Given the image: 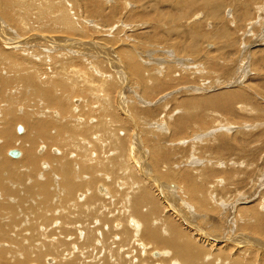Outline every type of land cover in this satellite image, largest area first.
I'll return each instance as SVG.
<instances>
[{
	"label": "rangeland",
	"instance_id": "374dc122",
	"mask_svg": "<svg viewBox=\"0 0 264 264\" xmlns=\"http://www.w3.org/2000/svg\"><path fill=\"white\" fill-rule=\"evenodd\" d=\"M118 1L0 0V131L3 133V135L0 133V171L2 172H0V264H32L35 260H32L33 257L31 260L25 258V249H44L45 246L54 247L53 245L61 252L58 255L60 257L72 254L71 258H74H70L72 261H65L66 264H73L76 258L78 264L111 262L113 264L115 256L112 257L108 253L110 248L114 247L111 244L114 236L110 235L111 239L108 240L106 237L108 231L118 229L120 224H124L130 230L136 227V223L128 220L124 223L119 218L108 227V223L99 224L100 216L121 217L120 211L126 205V199L121 196L132 195L131 191L135 186L132 185V181H140L144 174V176L148 175V179L144 178L149 181L151 177L152 180L157 178L156 184L166 183L169 185L168 188L172 185L171 189L184 199L181 200L183 205L179 207L183 214L185 213L183 209L187 206L184 202L189 205L191 202L192 210L197 211L199 217L203 216L193 225L186 219L187 212L181 215L183 219L174 214L177 222H180L176 225L178 224V227L181 225V229L185 228L184 232L187 235H199V238L207 240V243L210 237H213L209 243L216 245L220 242L216 238L221 234L217 230L224 229L225 231L221 230V232L227 238L231 236L233 239L236 233L230 225L236 222L243 230L242 232L239 230L237 234L240 236L246 234L244 237L250 236L249 238L253 240L251 245L255 247L252 250V258L256 260V264H263L264 249L259 244L264 245V239L256 233L255 228H259L258 222L264 220V0H216L215 5H208V0H193L195 2L193 4L184 0ZM216 7L217 14L214 12ZM73 8L77 14L74 13ZM185 9L187 13L184 12ZM16 36L19 40L15 38ZM6 41L12 43H8V46L4 45ZM71 43L74 47L67 46ZM181 44L185 45V48H181ZM18 46L23 47L25 52L15 49ZM103 50H108L109 53H104ZM136 69L143 70L140 80L133 73ZM99 81L101 84L98 83ZM102 84L107 85L101 87ZM224 98H231L232 107H223ZM42 109L45 111L43 112ZM17 119L22 121L25 119L28 122L14 123ZM29 123L36 125L44 123L47 129L38 128L37 131L28 127L29 129L25 128L28 130H24L23 135L16 132L17 126L27 127ZM107 125L108 127L105 128ZM9 126H13L12 132L7 135L5 131ZM58 128L63 129L64 132L63 130L59 132ZM43 131L45 133H42ZM28 137L34 140L32 154L36 159V165L29 164L24 158L29 146L24 145L23 142ZM7 139L12 143L10 148H6ZM102 148L105 150L103 151ZM10 150H19L22 154L21 159L19 158L18 161L10 157L8 155ZM59 150L63 151L62 155ZM141 151L142 154L144 151L145 153L142 155ZM98 155L101 161L96 158ZM160 155L165 158L160 160L158 158ZM63 156H65L64 160ZM107 156L110 158L108 159ZM117 161L122 170L113 174L108 170L114 169L113 165ZM125 161H128L127 164ZM129 161L132 163L130 164ZM162 161L164 167L169 165L164 168ZM157 162H160L161 166ZM150 163L155 165L152 167ZM191 163L198 166L192 167ZM157 165L161 167L159 170ZM155 168L159 174V176L156 174L157 177ZM193 168H195L192 175L193 182L198 190L196 195L202 190L203 193L207 191L204 194L207 195L206 198L202 199L199 195L196 198L195 194L186 193L185 187L178 179L185 171ZM1 169H4V173ZM66 169L71 174L65 175ZM89 169H95L96 177L94 174L90 176L85 171ZM151 169L154 171L151 172ZM164 169H167L168 176L163 172ZM160 173L167 176L164 181L160 177L163 174ZM187 173L191 175V171ZM130 176H134L132 181H129ZM174 176L177 178L175 179ZM216 177L224 181L219 183V187L215 185ZM158 178L161 180L158 181ZM70 181L85 185L82 190L76 192L75 196L67 198L68 193L64 190H67L66 186ZM198 182L200 188L204 184L203 188H199ZM89 183L91 187L88 186ZM98 184L109 188L107 196H100L97 193ZM210 185H214L213 188ZM147 188L160 198L157 200L160 210L159 213H155L156 219H167L168 211L170 209L175 211V208L172 209L174 206L170 204V207L167 206L168 202L164 201L165 195L160 193L156 186L154 188L151 185ZM88 190L100 199L97 202L99 207L95 208L100 211V216H95V221L90 219L91 221L86 222L92 234L86 244L87 248L81 252L78 249L80 241L84 238L85 230L82 226L85 225L73 223L67 226L61 219L64 214L71 215L69 216L71 218L79 215L78 208H74L83 203L82 201L89 195ZM89 199L90 196L86 201ZM174 199L178 201L179 198ZM201 201H204V206H200ZM213 201L225 203V207L233 204L234 210L224 206L214 208ZM49 204H52V209H56L53 214L50 213ZM173 204L176 206L175 203ZM250 210L256 214L251 216V224H244L243 218L249 219L245 216L249 214L246 212L252 215ZM39 214L43 217L40 221L37 219ZM211 217L214 219L212 220ZM253 219L254 221L256 219L257 224ZM32 223L34 225L31 226ZM35 224L39 225L35 226ZM198 226L207 231L209 237L207 234H196V230L200 229H197ZM95 228L97 230L93 231ZM262 229H264V221ZM61 234L63 237L60 236ZM240 240L243 241V238L241 237ZM90 243L92 246L88 248ZM128 243L131 245L130 240ZM128 243L125 244L127 249L118 244L117 247L122 248H116V251L118 250L116 253L123 259L126 256L124 260L127 262L137 260L139 256L141 258L140 254L148 253L143 259L144 263L160 264L153 263L164 256L160 249L151 250L149 246L141 243L131 246ZM82 245L85 247V244ZM33 253L35 252L31 251L30 254ZM111 253L114 254V250ZM234 253L233 256H236ZM55 257L57 256L48 254L41 259L43 262H39L62 263L63 259ZM167 261L168 259L162 264H167ZM36 262L34 264L38 263Z\"/></svg>",
	"mask_w": 264,
	"mask_h": 264
},
{
	"label": "bare ground",
	"instance_id": "6f19581e",
	"mask_svg": "<svg viewBox=\"0 0 264 264\" xmlns=\"http://www.w3.org/2000/svg\"><path fill=\"white\" fill-rule=\"evenodd\" d=\"M43 1H45V0H43ZM75 1V0H74ZM96 1H98V0H96ZM120 1V0H119ZM118 1V2H119ZM123 1V0H122ZM144 1V0H143ZM184 1H186V3H188L189 1H191V3L193 4V3H195V2H193V0H184ZM197 1H199V0H197ZM68 2V1H67ZM66 2V3H67ZM121 2V1H120ZM55 3V2H54ZM122 4V3H121ZM176 4V3H175ZM198 4V3H197ZM212 4H216V0H208V5H212ZM179 5V4H178ZM96 6V5H95ZM117 6V5H116ZM88 7H89V5H88ZM100 7H101V5H100ZM99 7V8H100ZM124 7V6H123ZM86 8V7H85ZM81 9V8H80ZM91 9V8H90ZM101 9V8H100ZM103 9V8H102ZM73 10H74V8H73ZM87 10V9H86ZM92 10V9H91ZM96 10V9H95ZM94 10V11H95ZM178 10V9H177ZM97 11V10H96ZM100 11V10H99ZM120 11V10H119ZM124 11V10H123ZM89 12H90V10H89ZM104 12V11H103ZM185 13H187V11H186V9H185V11H184ZM216 14H217V7H216V10L214 11ZM74 13H76L75 12V10H74ZM87 13V12H86ZM96 13V12H95ZM117 13V12H116ZM120 13V12H119ZM185 13H184V15H185ZM77 14V13H76ZM118 14V13H117ZM181 14H182V12H181ZM92 15V14H91ZM89 16H90V14H89ZM174 16V15H173ZM108 18V17H107ZM63 19V18H62ZM171 20V19H170ZM173 20V19H172ZM65 21V20H64ZM174 21V20H173ZM71 23V22H70ZM3 24V23H2ZM175 24H176V22H175ZM74 25V24H73ZM188 25V24H187ZM10 26V25H9ZM71 26V25H70ZM111 26V25H110ZM122 26V25H121ZM3 27V26H2ZM125 30V29H124ZM194 30V29H193ZM195 30H197V29H195ZM199 30V29H198ZM5 31H7V30H5ZM64 31H65V29H64ZM66 32V31H65ZM16 33V32H15ZM15 35V34H14ZM226 34H223V36H225ZM10 36V35H9ZM18 36H16L15 38H17ZM51 38V37H50ZM18 39V38H17ZM19 40V39H18ZM2 41V40H1ZM44 42V41H43ZM8 43H12V42H9V41H6L5 43H4V45H7L8 46ZM49 45H51V46H56L57 44H49ZM74 44H67V46H70V47H74L73 46ZM104 45V44H103ZM182 45V44H181ZM180 45V46H181ZM97 46V45H96ZM107 46V45H106ZM16 47V46H15ZM63 47H66L65 45H63ZM63 47H61V49L63 48ZM94 47V46H93ZM5 48H7V47H5ZM10 48V47H9ZM8 48V49H9ZM102 48H104L105 49V47L104 46H102ZM178 48V47H177ZM181 48H185V45H182V47ZM180 48V49H181ZM15 49H19L20 51L22 50L23 52H25V49H23V47L21 48V47H17V48H15ZM179 49V50H180ZM9 50H14L13 48H11V49H9ZM186 50V49H185ZM8 51V50H7ZM19 51V52H20ZM36 51V50H35ZM10 52V51H9ZM54 52V51H53ZM69 52V51H68ZM103 52L105 53V52H108L109 53V51L108 50H103ZM12 53V52H11ZM10 53V54H11ZM20 53H22V52H20ZM19 53V54H20ZM181 53V52H180ZM56 54V53H55ZM122 54V53H121ZM22 55V54H21ZM24 55V54H23ZM109 55V54H108ZM111 55V54H110ZM129 55H130V53H129ZM104 56V55H103ZM123 56H124V53H123ZM126 56V55H125ZM131 56V55H130ZM30 57H32V56H30ZM129 58V57H128ZM113 60V59H112ZM47 61V60H46ZM126 61H127V59H126ZM263 61V60H262ZM113 62V61H112ZM264 62V61H263ZM44 63V62H43ZM114 63V62H113ZM190 63V62H189ZM188 63V64H189ZM136 64V63H135ZM186 64V63H185ZM197 64V63H196ZM195 64V65H196ZM194 65V64H193ZM189 66V65H188ZM184 67V66H183ZM186 67V66H185ZM199 67V66H198ZM190 68V67H189ZM192 68V67H191ZM195 68V67H194ZM201 68V67H200ZM135 69V68H134ZM196 69V68H195ZM194 70V69H193ZM198 70V69H197ZM190 71H191V69H190ZM189 72V71H188ZM98 73V72H97ZM134 73V75H136V76H138L139 78H138V80H140V79H142V75H143V70H138L137 71V69H136V71L135 72H133ZM141 73V74H140ZM187 73V72H186ZM195 71H194V75H195ZM46 74V73H45ZM170 74H171V72H170ZM182 74V73H181ZM189 74V73H188ZM199 74V73H198ZM32 75H33V73H32ZM34 76V75H33ZM97 76V75H96ZM106 76V75H105ZM104 77V76H103ZM168 77H170V76H168ZM174 78V77H173ZM31 79V78H30ZM106 79H108V78H106ZM137 79V78H136ZM185 79V78H184ZM110 80V79H109ZM112 80V79H111ZM105 83H106V81H104ZM98 83H100V81L98 82ZM109 83V82H108ZM169 83V82H168ZM187 83V82H186ZM61 84V83H60ZM101 84V83H100ZM111 84V83H110ZM161 84V83H160ZM160 84H158V87L160 88L161 86H159ZM105 85H107V84H105ZM105 85L104 84H102V86L101 87H105ZM62 86V85H61ZM64 86V85H63ZM109 86V85H108ZM112 86V85H111ZM146 86H148V85H146ZM154 86H156V84L154 85ZM57 87V86H56ZM96 87V86H95ZM144 87V86H143ZM158 87H157V89H158ZM64 88V87H63ZM100 88V87H99ZM147 88V87H146ZM190 89V87H187V89ZM144 89V88H143ZM148 89V88H147ZM185 89V88H184ZM44 90V89H43ZM46 90H47V88H46ZM85 90H87V89H85ZM146 90V89H145ZM45 91V90H44ZM152 91H155V90H152ZM196 91V90H195ZM54 92V91H53ZM52 92V93H53ZM57 92V91H56ZM150 92V91H149ZM176 92V91H175ZM234 92V91H233ZM196 93V92H195ZM236 93V92H235ZM238 93V92H237ZM47 94V93H46ZM55 94H57V93H55ZM92 95H94V94H92ZM140 95V94H139ZM246 96V95H245ZM229 97V96H228ZM231 97V96H230ZM234 97V96H233ZM238 97V96H237ZM243 97V99L245 98L244 96H242ZM241 96H240V98H242ZM49 98V97H48ZM215 99V98H214ZM225 99V98H224ZM231 99V98H230ZM230 99L228 98V99H225L224 101H223V103H224V106L223 107H225V106H227L228 108H230V107H232V104L231 103H233V101H230ZM71 100V99H70ZM78 100V99H77ZM219 100V99H218ZM240 100V99H239ZM202 101V100H201ZM94 102V101H93ZM188 102V101H187ZM219 102V101H218ZM222 102V101H221ZM51 103V102H50ZM201 103H204V102H201ZM207 103V102H206ZM206 103H205V105H206ZM223 103H222V105H223ZM48 104V103H47ZM52 104V103H51ZM54 104V103H53ZM125 105V104H124ZM191 105V104H190ZM192 105H194V104H192ZM214 105V104H213ZM221 105V106H222ZM129 106V105H128ZM199 106V105H198ZM212 106V105H211ZM216 106H218V105H216ZM219 106H220V104H219ZM53 107V106H52ZM194 107V106H193ZM203 107V106H202ZM213 107V106H212ZM209 108H211V107H209ZM214 108H215V106H214ZM219 108V107H218ZM226 108V107H225ZM48 109V108H47ZM60 110H62V109H60ZM217 110V109H216ZM42 111H43V109H42ZM45 111V110H44ZM43 111V112H44ZM127 111V110H126ZM227 111V110H226ZM105 112V111H104ZM124 112V111H123ZM122 112V113H123ZM55 113V112H54ZM84 113V112H83ZM25 116V115H24ZM126 116H128V115H126ZM84 117H86V115L84 116ZM105 117V116H104ZM110 117V116H109ZM7 118V117H6ZM88 119V118H87ZM108 119V118H107ZM9 120V119H8ZM188 120H189V118H188ZM12 121V120H11ZM23 121H25V122H28L27 120H23ZM22 120H14V123H21V122H23ZM37 121V120H36ZM71 121V120H70ZM191 121V120H190ZM43 122V121H42ZM64 122H65V120H64ZM47 123V122H46ZM60 123H61V121H60ZM7 124V123H6ZM9 124V123H8ZM30 124V123H29ZM51 124V123H50ZM111 124V123H110ZM10 125V124H9ZM52 125V124H51ZM64 125V124H63ZM4 126H6V125H4ZM27 127H24L23 128V133L25 132L24 130H28L29 128L31 129V128H33L34 130H37V131H39L38 130V128L39 129H41V130H43V128L44 127H46V125L44 124V123H41V124H39V123H37V125L36 124H30L29 126L28 125H26ZM47 126H48V123H47ZM61 126V125H60ZM11 127H13V126H11ZM11 127L9 126L7 129H6V131H5V134H10V132H12L11 131ZM18 127L19 126H17V128H16V132H18L17 131V129H18ZM29 127V128H28ZM58 127H59V125H58ZM106 127H108V125L107 126H105V128ZM15 128V127H14ZM25 128H28V129H25ZM50 128V127H49ZM64 128V127H63ZM66 128V127H65ZM70 128V127H69ZM100 128V127H99ZM13 129V128H12ZM47 129V127L45 128V130ZM59 129V132L61 131V130H63V129H60V128H58ZM67 129V128H66ZM98 129V128H97ZM114 129H116V128H114ZM2 131H3V129H1ZM15 130V129H14ZM44 130V131H45ZM51 130H53V129H51ZM70 130V129H69ZM109 130V129H108ZM138 130V129H137ZM179 130H180V128H179ZM42 132V133H45V132ZM49 131V130H48ZM68 131V130H67ZM110 131V130H109ZM116 131V130H115ZM114 131V132H115ZM28 132V131H27ZM30 132V131H29ZM28 132V133H29ZM63 132H64V130H63ZM0 133H1V131H0ZM23 133H19L18 132V134L19 135H23ZM32 133V132H31ZM40 133V132H39ZM48 133V132H47ZM52 133H54V132H52ZM109 133V132H108ZM113 133V132H112ZM2 135H3V133H1ZM15 135V134H14ZM28 135V134H27ZM35 135V134H34ZM37 135V134H36ZM51 135V134H50ZM64 135V134H63ZM62 135V136H63ZM104 135V134H103ZM59 136V135H58ZM68 136H69V134H68ZM67 136V138H69ZM71 136V135H70ZM111 136V135H110ZM109 136V137H110ZM115 136H117V135H115ZM14 137V136H13ZM23 137V136H22ZM26 137V136H25ZM60 137V136H59ZM73 137V136H72ZM19 138V137H18ZM63 138V137H62ZM113 138V137H112ZM111 138V139H112ZM4 139V138H3ZM37 139V138H36ZM43 139V138H42ZM52 139V138H51ZM61 139V138H60ZM59 139V140H60ZM110 139V138H109ZM145 139H147L146 137H145ZM150 139V138H149ZM15 140V139H14ZM23 140V139H22ZM62 140V139H61ZM60 140V141H61ZM138 140V139H137ZM59 141V142H60ZM112 141V140H111ZM130 141V140H129ZM150 141H151V139H150ZM53 142V141H52ZM71 142V141H70ZM139 142V141H138ZM152 142V141H151ZM4 143V142H3ZM64 143H66V142H64ZM222 143V142H221ZM23 144L24 145H28L29 146V150L28 151H26V153H25V155H24V158H26V160L28 161V163L29 164H31V165H36V159L34 158V155L32 154L33 153V148H34V140L32 139V138H29L28 137V139L26 140L25 139V141L23 142ZM101 144V143H100ZM127 144V143H126ZM129 144V143H128ZM131 144V143H130ZM223 144V143H222ZM4 145V144H3ZM6 148H10V147H12V143H11V141L9 140V139H7L6 140ZM48 145H49V143H48ZM115 146H117L116 144H114ZM125 145V144H124ZM123 145V146H124ZM156 145V144H155ZM226 145V144H225ZM224 145V146H225ZM13 146H14V144H13ZM131 146V145H130ZM133 146H134V144H133ZM132 146V147H133ZM227 146V145H226ZM229 146V145H228ZM1 147V146H0ZM101 147H103V146H101ZM109 147V146H108ZM137 147V146H136ZM141 147V146H140ZM139 147V148H140ZM47 148V147H46ZM50 148V147H49ZM48 149V148H47ZM129 149V148H128ZM134 149H136V148H134ZM102 150L104 151L105 149H103L102 148ZM120 150V149H119ZM140 150H141V148H140ZM142 150H144V149H142ZM156 150V149H155ZM154 150V151H155ZM11 151V150H10ZM10 151H8V155H9V152ZM53 151V150H52ZM60 151V150H59ZM122 151V150H121ZM152 151V150H151ZM150 151V152H151ZM235 151V150H234ZM20 152V151H19ZM50 152V151H49ZM62 152L63 151H60V155H62ZM113 152V151H112ZM124 152V151H123ZM153 152V151H152ZM151 152V153H152ZM157 152V151H156ZM228 152V151H227ZM232 152H233V150H232ZM1 153V152H0ZM56 153V152H55ZM87 153V152H86ZM136 153V152H135ZM144 153H145V151H144ZM143 153V154H144ZM154 153V152H153ZM166 153V152H165ZM51 154V153H50ZM54 154V153H53ZM120 153L118 152V155H119ZM127 154H128V151H127ZM137 154V153H136ZM140 154H142V151H141V153ZM142 154V155H143ZM163 154V153H162ZM21 152H20V156L18 157V158H13L12 156H10V157H12L13 159H19L20 157H21ZM55 155V154H54ZM117 155V156H118ZM46 156V155H45ZM56 156H58V155H56ZM70 156V155H69ZM120 156V155H119ZM126 156V155H125ZM141 156V155H140ZM156 156V155H155ZM62 157V156H61ZM99 157V155L96 157V158H98ZM101 157V156H100ZM114 158H115V156H113ZM127 157V156H126ZM133 157V156H132ZM164 157V156H163ZM163 157L160 155V156H158V158L161 160H163ZM168 157H169V155H168ZM0 158H1V156H0ZM38 158V157H37ZM64 158H65V156H63V160H64ZM72 158V157H71ZM95 158V159H96ZM107 158H108V156H107ZM110 158V157H109ZM108 158V159H109ZM113 158V159H114ZM135 158V157H134ZM137 158V157H136ZM146 158V157H145ZM165 158V157H164ZM21 159V158H20ZM50 159V158H49ZM48 159V160H49ZM99 159V158H98ZM97 159V160H98ZM128 159H129V157H128ZM139 159V158H138ZM147 159V158H146ZM157 159V158H156ZM159 159H157V160H159ZM25 160V159H24ZM45 160V159H44ZM52 160V159H51ZM76 160V159H75ZM96 160V161H97ZM100 160V159H99ZM107 160V159H106ZM111 160V159H110ZM121 160V159H120ZM124 160H125V158H124ZM129 160H131V161H133L132 160V158L131 159H129ZM142 160H144V158L142 159ZM141 160V161H142ZM19 161V160H18ZM21 161V160H20ZM47 161V160H46ZM91 161H92V159H91ZM101 161V160H100ZM115 161H116V159H115ZM119 161V160H118ZM118 161L116 162V163H114V165H113V167H114V169H112V170H108V171H111V173H113V172H117V171H119L120 169L122 170V167L120 166V165H118ZM139 161V160H138ZM156 161V160H155ZM165 161V160H164ZM170 161H173V160H170ZM53 162V161H52ZM98 162V161H97ZM126 162H128V161H125V163ZM134 162V161H133ZM167 162V161H166ZM26 163V162H25ZM101 163V162H100ZM108 163V162H107ZM112 163V162H111ZM110 163V164H111ZM124 163V164H125ZM129 163H130V161H129ZM132 163V162H131ZM130 163V164H131ZM158 164L160 163V162H157ZM162 163V166H163V161L161 162ZM167 163H169V161L167 162ZM183 163V162H182ZM81 164H82V162H81ZM87 164V163H86ZM127 164V163H126ZM129 164V165H130ZM135 164V163H134ZM151 165H152V167L155 165V164H152V163H150ZM90 165H92V164H90ZM137 165V164H136ZM135 165V166H136ZM149 165V164H148ZM160 165V164H159ZM169 164H167L166 165V167L168 166ZM192 167L193 166H198V165H196V164H194V163H191L190 164ZM208 165H209V163H208ZM212 165V164H211ZM217 165V164H216ZM216 165H214V166H216ZM222 165V164H221ZM220 165V166H221ZM225 165V164H224ZM89 166V165H88ZM110 166V165H109ZM111 166H112V164H111ZM126 166H128V165H126ZM141 166H143V165H141ZM161 166V165H160ZM182 166V165H181ZM186 166H188V165H186ZM191 166H189V167H191ZM232 166V165H231ZM6 167V166H5ZM4 167V168H5ZM8 167V166H7ZM9 167H11V166H9ZM19 167H20V165H19ZM62 167V166H61ZM61 167L59 168V169H61ZM94 167V166H93ZM92 167V168H93ZM99 167V166H98ZM130 167H131V165H130ZM151 167V166H150ZM158 169L157 170H159V168H161V167H158V165L156 166ZM164 167V166H163ZM166 167H164V168H166ZM217 167V166H216ZM219 167V166H218ZM223 167V166H222ZM12 168V167H11ZM96 168V167H95ZM124 168V167H123ZM125 168H129V167H125ZM133 168V167H132ZM141 168V167H140ZM144 168V167H143ZM204 168V167H203ZM228 168V167H227ZM21 169V168H20ZM82 169V168H81ZM102 169V168H101ZM131 169V168H130ZM134 169H135V167H134ZM142 169V168H141ZM145 169V168H144ZM147 169H148V167H147ZM195 168H193V169H188V171H191V175L189 174V173H187L186 171L182 174V175H180V178H178V179H180V183H182L183 185L182 186H184L185 187V190L187 191L186 193H188L189 195L190 194H192V195H196V192H198V190H197V188L194 186V182H193V180H194V177L192 176L193 175V170H194ZM211 169V168H210ZM217 169V168H216ZM230 169V168H229ZM1 170H3V173H4V169H1ZM6 170V169H5ZM29 170V169H28ZM143 170V169H142ZM155 170H156V168H155ZM157 170H156V173H155V176H156V174L158 173L157 172ZM161 171L163 170V169H160ZM165 171H163L164 173H166V171H167V169H164ZM171 169L169 168V171H170ZM186 170V169H185ZM205 170V169H204ZM218 170H220V168L218 169ZM228 170V169H227ZM61 171V170H60ZM87 173H89V175L90 176H93V174L95 175V169H93V170H91V169H89V170H85ZM99 171V170H98ZM134 171V170H133ZM137 171V170H136ZM150 171V170H149ZM154 171V169L152 170L151 169V172H153ZM224 171V170H223ZM222 171V172H223ZM226 171V170H225ZM1 172V171H0ZM138 172H139V170H138ZM150 172V173H151ZM216 172V171H215ZM2 173V172H1ZM13 173V172H12ZM56 173V172H55ZM100 173V172H99ZM102 173V172H101ZM100 173V174H101ZM169 173V172H168ZM172 173V172H171ZM209 173V172H208ZM212 173V172H211ZM210 173V174H211ZM217 173V172H216ZM9 174H11V173H9ZM9 174H7V175H9ZM14 174V173H13ZM66 174H71V173H69V171H68V169H66V171H65V175ZM103 174V173H102ZM114 174V173H113ZM137 174H139V173H137ZM141 174H144V173H141ZM140 174V175H141ZM154 174V173H153ZM152 174V175H153ZM161 175L163 174V173H160ZM213 174V173H212ZM97 175V174H96ZM96 175H95V177H96ZM145 175V174H144ZM143 175V179H139L140 181H134L133 179H134V176L132 177V176H130V178H129V181H132L133 183H132V185H135V186H133V188H132V195H130V196H128V194L125 196H121V197H123V199L125 200L126 199V205L123 207V209H122V211H120L122 214H120L121 215V217H117L113 212V214L115 215L114 217H112V218H108V216H106V215H104V217H102V216H100V211L99 210H97V209H95L96 207H99V205H98V201H100V199H98L96 196H94V195H92V193L90 192V190H88L89 191V195L88 196H90V199L89 200H87L86 201V199L88 198V196L87 197H85V199H84V201H82V202H80V203H82L81 205H77L74 209H77V211L79 212V215L77 216V217H74V218H71V217H69V216H71V215H66V214H64L63 216L64 217H62V221L64 222V224H67V226L69 225V224H71V225H73V223H78V224H80L81 225V223L83 224V225H85V226H82L83 228H84V230L85 231H83V232H85V234H84V238H83V240L82 241H80V248L78 249L79 251H81V252H83L82 250H85L87 247H86V244H87V242H89V238H90V236H91V231H89V227H88V225H87V221L88 220H90V219H94V221L96 220L95 219V216H100L99 218L101 219V221L99 222V224L101 223V224H104V223H108V227H111L110 226V224H113L116 220H118L119 218L121 219V220H123V222L125 223L127 220L128 221H130V222H135L136 223V227L135 228H131L130 230H129V228H126L125 226H124V224H120L119 226H118V229L116 228V229H112V228H110V230L111 231H108V235H106V237L108 238V240H109V238H110V235H111V237H113L114 236V240H113V242L111 243L112 244V246H114V247H112V248H110V251H109V253H108V255H112V257H114L115 256V260H114V262H113V264H116V262H118L117 264H146V263H144L143 262V259L145 258V256H146V254L148 255V253H143V254H140V255H142V257L141 258H137V260L135 259V260H133V261H130V262H127L126 260H124L125 259V257L126 256H124V259H123V257L121 256V255H118L116 252H118V250L116 251V248H119V247H117V244L118 245H123L124 247H125V244L126 243H128L129 242V240H130V243H131V245L132 244H134V245H137V243H138V245H140V243L141 244H143V245H145V246H149L150 247V249L151 250H156V249H160L159 251L162 253V254H164V256L163 257H161V258H159V259H157V261L155 260V262H153V263H160V264H162L165 260H167L168 259V261H167V264H238V263H241V262H243V264H256V260H254L253 258H252V250L254 249V247H255V245H251L252 243H253V240H251L249 237H244L245 235H238L237 233H239V232H242L243 230H242V228H241V226H238L237 225V223L236 222H234V224L233 225H230V226H232L233 228H234V231H235V233L236 234H234V236H233V239L231 238V236H229V234H228V238H227V236H225L224 234H223V232H221V230L223 231L224 229H218L217 231L219 232V233H221L219 236H217V238L216 239H218V240H215L216 242H219L218 244H216V245H213L212 243H209L210 241H212L211 239L213 238V237H210L211 239H209L208 240V243H207V240H202L201 238H199V235H196V236H190V235H187V233L186 232H184V230H185V228L182 230L180 227H181V225H180V227H178L177 225L180 223H178L177 222V217H175V216H181V215H185V213L188 215V217L187 216H185V218L186 219H188V221L190 220V223L192 222L193 223V225H195V221H197V219H200V217H203V216H200L199 217V213L197 212V211H194V210H192V208H191V202H190V205L189 204H187L186 202H184L187 206H185L186 208H184L183 210H185V213L183 214L182 212H181V210H179L180 208V206L181 205H183L182 203H181V200H184V199H181L180 197L181 196H178L177 195V193H176V191L174 190V189H171V186L172 185H170V188H168L169 187V185L168 184H163L162 185V183H160L159 182V184H156V182H155V180L157 179H155V180H152V178L153 177H151V181H149V180H147L148 178H147V176H144ZM150 175V174H149ZM158 176H159V174H157ZM166 175L168 176V174L166 173ZM166 175H164L163 174V176H160L161 178H162V180L164 181V178L165 177H167ZM231 175V174H230ZM89 176V180L91 179V177ZM106 176V175H105ZM176 176V175H175ZM174 176V177H175ZM206 176H207V174H206ZM236 176V175H235ZM9 177H10V175H9ZM77 177V176H76ZM101 177V176H100ZM128 177V176H127ZM144 177H146V178H144ZM157 177V176H156ZM159 177V178H160ZM232 177V176H231ZM102 178V177H101ZM101 178H100V180H101ZM107 178V177H106ZM105 178V179H106ZM158 178V181L159 180H161V179H159ZM172 178V177H171ZM177 177H175V179H176ZM200 178V177H199ZM217 178V182H215V185L217 184V187H219V183L220 182H224V181H220L219 180V177H216ZM223 178V177H222ZM233 178V177H232ZM2 179V178H1ZM96 179V178H95ZM94 179V180H95ZM103 179V178H102ZM109 179V178H108ZM173 179V178H172ZM178 179L176 180L177 181V183L179 182L178 181ZM221 179V178H220ZM93 180V182L95 183V181ZM169 180V179H168ZM196 180V179H195ZM222 180V179H221ZM3 181V180H2ZM7 181H8V179H7ZM162 181V182H163ZM200 181V180H199ZM204 181V180H203ZM216 181V180H215ZM231 181V180H230ZM6 182V181H5ZM97 182V181H96ZM108 182V181H107ZM149 182V183H148ZM196 182H197V180H196ZM20 183V182H19ZM82 183V182H81ZM175 183V182H174ZM177 183L175 184L176 186H177ZM201 183V182H200ZM6 184H7V182H6ZM10 184V183H9ZM106 184H109V183H106ZM198 184H199V182H198ZM8 185V184H7ZM83 185H85V183H83ZM83 185L82 184H80V183H71V181L68 183V185L66 186L67 187V190H64V192H67L68 193V196H67V198H70L71 196H75V194H76V192L78 191V190H82V187H83ZM153 186L154 188H155V186L158 188V190L160 191V193L162 192L165 196V200L164 201H166V202H168V205L167 206H169V204L171 205V206H174L172 209H174L175 211H171V209L168 211V217H167V219H163V218H161V219H163V220H161L160 218L157 220L156 219V212L157 213H159V208H160V205L158 204V202H157V200L158 199H160V198H158L159 197V195L158 196H155V194L153 195V191H151L150 189L148 190V188L147 187H150V186ZM165 185V186H164ZM168 185V186H167ZM203 186H204V184H202ZM202 185H201V188H203L202 187ZM223 185H225V184H223ZM88 186L89 187H91V183H89L88 184ZM98 186V187H97ZM126 186H127V184H126ZM147 186V187H146ZM175 186V187H176ZM213 186L214 185H210V187L211 188H213ZM27 187V186H26ZM25 187V188H26ZM61 187V186H60ZM96 187H97V189H96V191H97V193L100 195V196H107L106 194H107V192H108V189L107 188H104V185L103 184H98V185H96ZM160 187V188H159ZM207 187H208V184H207ZM231 187V186H230ZM1 188V187H0ZM22 188V187H21ZM24 188V189H25ZM130 188V187H129ZM183 188V187H182ZM199 188H200V184H199ZM200 188V189H201ZM178 189V188H177ZM207 189V188H206ZM216 189V188H215ZM117 190V189H116ZM217 191H218V189H216ZM96 191H94V192H96ZM112 191V190H111ZM179 191V190H178ZM119 192V191H118ZM205 193L207 192V191H204ZM261 192V191H260ZM116 193V192H115ZM181 193V192H180ZM200 193V192H199ZM202 193H203V190H202V192L200 193V194H198L199 195V197L200 198H206V196L207 195H204L205 193H203V196L201 197V195H202ZM221 193V192H220ZM112 194H114V192H112ZM126 194V193H125ZM162 194V195H163ZM176 194V195H175ZM49 195V194H48ZM87 195V194H86ZM92 195V196H91ZM115 195V194H114ZM198 195H196V198H197V196ZM116 196V195H115ZM184 196H185V194H184ZM205 196V197H204ZM210 196H211V194H210ZM210 196L208 197L209 198V200H210ZM119 197V196H118ZM186 197V196H185ZM216 197H218V194L216 195ZM104 198V197H103ZM107 198V197H106ZM108 198H111V197H109L108 196ZM174 198H179L178 199V201L177 200H175ZM50 199V198H49ZM49 199H47L48 201H50ZM188 199V198H187ZM186 199V201L188 202V200ZM201 199V200H202ZM248 199H250V198H248ZM254 199V198H253ZM103 200V199H102ZM108 200V199H107ZM110 200V199H109ZM114 200V199H113ZM124 200H123V202H124ZM239 200V199H238ZM238 200H237V202H238ZM244 200V199H243ZM80 201V200H79ZM235 201V200H234ZM245 201V200H244ZM78 202V201H77ZM118 202V201H117ZM121 202H122V200H121ZM120 202V203H121ZM165 202V203H166ZM194 202H196V201H194ZM211 202V201H210ZM224 202V201H223ZM79 203V202H78ZM173 203H175L176 204V206L173 204ZM200 203V206L201 205H203L204 206V201H201V202H199ZM7 204V203H6ZM9 204V203H8ZM163 204H164V202H163ZM184 204V205H185ZM205 204H207V203H205ZM213 204H214V208H220V207H225V203L224 204H222V202H221V204L219 203V201H217V203H216V201H213ZM239 204H240V202H239ZM247 204V203H246ZM51 205L52 204H49V208H50V213H54V211L56 210V209H52L53 207H51ZM231 206L229 207V206H227V203H226V206L227 207H229V208H232L231 210H234L233 209V207H234V205L233 204H230ZM248 205V204H247ZM251 205V204H250ZM1 206V205H0ZM199 206V207H200ZM206 206H209V204H207ZM205 206V207H206ZM236 206V205H235ZM240 206H241V204H240ZM81 207V208H80ZM163 207V206H162ZM165 207V206H164ZM170 207V206H169ZM205 207H203V208H205ZM227 207H225V208H227ZM238 207V206H237ZM207 208V207H206ZM211 208V207H210ZM236 208V207H235ZM162 209V208H161ZM165 209H166V207H165ZM165 209H164V211H165ZM167 209H169V208H167ZM194 209H196V207H194ZM236 209H238V208H236ZM58 210V209H57ZM201 210H203V209H201ZM253 210V209H252ZM60 211H62V210H60ZM59 211V212H60ZM162 211V213H163V210H161ZM204 211V210H203ZM206 211V210H205ZM216 211V210H215ZM229 211V210H228ZM240 211V210H239ZM245 211V210H244ZM244 211H242V214L243 213H245ZM249 211V210H248ZM251 211V210H250ZM253 211H256V210H253ZM58 212V211H57ZM196 212H197V215H196ZM224 212H225V210H224ZM233 212V211H232ZM235 212V211H234ZM52 213V214H53ZM56 213V212H55ZM118 213V212H117ZM116 213V214H117ZM217 213H219V212H217ZM221 213V212H220ZM236 213H238V212H236ZM240 213V212H239ZM246 213H249V214H243V215H245V216H247V217H249V219L247 220L246 218H243V220H244V224H248V223H250L251 224V216H254L253 214H256V213H254V212H252L251 211V213H252V215L250 214V212H246ZM61 214V213H60ZM174 214H175V216H174ZM207 214V213H206ZM215 214H216V212H215ZM58 215V214H57ZM163 215H165V214H162V216ZM210 214H208V216H209ZM221 215V214H220ZM234 215V214H233ZM259 215V214H258ZM261 215V214H260ZM56 216V215H55ZM59 216V215H58ZM113 216V215H112ZM213 216H215V215H213ZM217 216V215H216ZM229 216H231L230 214H229ZM264 216V215H263ZM262 216V217H263ZM161 217V216H160ZM175 217V218H174ZM220 217V216H219ZM233 217V216H232ZM231 217V218H232ZM259 217V216H258ZM36 218V217H35ZM43 217L39 214L38 216H37V219H38V221H40L41 219H42ZM54 218V217H53ZM56 218V217H55ZM212 218V217H211ZM210 218V219H211ZM216 218V217H215ZM235 218V217H234ZM260 218V217H259ZM181 219H183L182 218V216H181ZM181 219H179V220H181ZM214 218H212V220H213ZM228 219L230 220V218L228 217ZM240 219V218H239ZM257 219V218H256ZM256 219H255V221H254V219H253V221L256 223ZM262 219V218H261ZM54 220V219H53ZM52 220V221H53ZM58 220H60L59 218H58ZM98 220V219H97ZM175 220V221H174ZM211 220V222H213ZM222 220H224V219H222ZM229 220H228V222H229ZM233 220V219H232ZM232 220H231V224L233 223L232 222ZM235 220V219H234ZM37 221V222H38ZM55 221H56V219H55ZM54 221V222H55ZM91 221V220H90ZM183 222V224H184V220H182ZM221 221V220H220ZM263 221L264 220H260L258 223H259V228H255V231H256V229H257V231H256V233H259V235L264 239V236H263V234H264V229H262V223H263ZM37 222H35V223H37ZM59 222V221H58ZM216 222V221H215ZM253 222V223H254ZM40 223V222H39ZM60 223H61V221H60ZM176 223H178L177 225H176ZM189 223V224H190ZM222 223V222H221ZM53 224V223H52ZM57 224V223H56ZM105 224V225H106ZM127 224H128V222H127ZM133 224V223H132ZM187 224V223H186ZM225 224H226V221H225ZM257 224V223H256ZM23 225V224H22ZM32 225H34L33 223L31 224V226ZM37 225H39V224H35V226H37ZM79 225V226H80ZM222 225H224V224H222ZM255 225V224H254ZM30 226V225H29ZM34 226V227H35ZM75 226V225H74ZM74 226H72V227H74ZM89 226H90V224H89ZM114 226V225H113ZM128 226V225H127ZM183 226V225H182ZM186 226H188V225H186ZM220 226V225H219ZM251 226V225H250ZM253 226V225H252ZM251 226V227H252ZM258 226V225H257ZM60 227V226H59ZM65 227V226H64ZM63 227V228H64ZM104 227V226H103ZM108 227H106V228H108ZM129 227V226H128ZM221 227V226H220ZM227 228H228V224H227V226H226ZM232 227H230V228H232ZM256 227V226H255ZM29 228V227H28ZM31 228H33V227H31ZM62 228V229H63ZM68 228V227H67ZM70 228H71V226H70ZM91 228V227H90ZM114 228V227H113ZM189 228V227H188ZM200 228V229H199ZM229 228V229H230ZM61 229V230H62ZM80 229V228H79ZM94 229V228H93ZM105 229V228H104ZM109 229V228H108ZM197 229H199V230H196V234H198V233H202L203 235H206L207 234V231L205 232V230H203V229H201V227H197ZM205 229V228H204ZM22 230V229H21ZM27 230V229H26ZM26 230H25V232H26ZM33 230H34V228H33ZM55 230V229H54ZM53 230V231H54ZM97 229L95 228V230H93V231H96ZM240 230V231H239ZM15 231V230H14ZM13 231V232H14ZM17 231V230H16ZM19 231V230H18ZM24 231V230H23ZM52 231V230H51ZM64 231H65V229H64ZM64 231H62V232H64ZM68 231V230H67ZM100 231V230H99ZM98 231V232H99ZM225 231V230H224ZM239 231V232H238ZM55 232H58L57 230H55ZM79 232H81V230L79 231ZM78 232V233H79ZM82 232V233H83ZM105 232V231H104ZM183 232V233H182ZM18 233V232H17ZM48 232H46V234H47ZM65 233V232H64ZM69 233V232H68ZM71 233V232H70ZM69 233V234H70ZM234 233V232H233ZM0 234H1V232H0ZM20 234V233H19ZM49 234V233H48ZM101 234V233H100ZM190 234V233H189ZM226 234V233H225ZM250 234V233H249ZM14 235V234H13ZM31 235V234H30ZM50 235V234H49ZM65 235V234H64ZM105 235V234H104ZM113 235V236H112ZM208 236L207 237H209V234H207ZM233 235V234H232ZM18 236V235H17ZM28 236H29V234H28ZM60 236H62V234L60 235ZM16 237V236H15ZM34 237H36L35 235H34ZM46 237V236H45ZM48 237V236H47ZM63 237V236H62ZM71 237V236H70ZM82 237H83V235H82ZM93 237V236H92ZM98 237V236H97ZM241 237L243 238V241H241L240 239H241ZM0 238H1V236H0ZM246 238V239H245ZM48 239H49V237H48ZM92 239V238H91ZM95 239V238H94ZM99 239V238H98ZM111 239V238H110ZM215 239V238H214ZM230 239H232V240H234V241H232V240H230ZM255 239V238H254ZM18 240V239H17ZM57 240V239H56ZM59 240V239H58ZM63 240V239H62ZM76 240V239H75ZM81 240V239H80ZM93 240V239H92ZM51 241L53 242L54 240H52L51 239ZM72 241H73V239H72ZM79 241V240H78ZM93 241H95V240H93ZM92 241V242H93ZM232 241V242H231ZM57 242V241H56ZM75 242V241H74ZM95 242H97V240L95 241ZM108 243H109V241H107ZM114 242H118V243H114ZM54 244H55V242H53ZM58 243V242H57ZM94 243V242H93ZM254 243H257V242H254ZM40 244V243H39ZM82 244H85V247H84V245H82ZM96 244V243H95ZM129 244V243H128ZM127 244V245H128ZM231 246H230V245ZM243 246H250L251 248H248V249H245V247H243ZM257 244H259V243H257ZM109 245V244H108ZM130 245V244H129ZM129 245H128V247H129ZM130 245V246H131ZM133 245V246H134ZM54 247H44V249H46L45 251H43L44 249H25V258H27V260H31V258L33 257L34 259H32V260H35V262L37 263V264H41V262H43V261H41V259H44V256H46V255H48V254H50V255H54V256H57V257H60V256H58L59 255V253H61V252H59L58 251V247H55V245H53ZM62 246V245H61ZM92 245H91V243H90V245H89V247L88 248H90ZM102 246H103V243H102ZM116 246V247H115ZM259 246L260 247H262V249H264V245H263V243H260L259 244ZM31 247V246H30ZM66 247V246H65ZM64 247V248H65ZM237 247V248H236ZM103 248H105L104 246H103ZM122 248V247H121ZM121 248H119V249H121ZM126 249H127V247H125ZM130 248V247H129ZM147 248V247H146ZM155 248V249H154ZM236 248V249H235ZM56 249V250H55ZM124 249V248H123ZM125 249V250H126ZM136 249V248H135ZM147 249H149V248H147ZM236 251H235V250ZM50 250H52V251H50ZM114 250V254H112L111 252ZM139 251H140V249H138ZM146 250V249H145ZM144 250V251H145ZM234 250V251H233ZM31 251H34L35 253H33V255H31L30 253H31ZM120 251H123V250H120ZM158 251V250H157ZM15 252V251H14ZM77 252V251H76ZM234 252H236V253H234ZM123 253H126V252H123ZM150 253V252H149ZM154 253V252H153ZM233 253L236 255V256H233ZM65 254V253H64ZM121 254V253H120ZM264 254V253H263ZM134 255V254H133ZM136 255H137V253H136ZM153 255V254H152ZM155 255V254H154ZM232 255V256H231ZM250 255H251V257H250ZM71 256H72V254H68V255H63V257L61 256L60 257V260H62L63 259V261H62V263H60V264H66L65 263V261H72L71 259L72 258H74V257H72L71 258ZM129 256V255H128ZM132 256V255H131ZM57 257H55V258H57ZM155 257V256H154ZM158 257V255H156V257L155 258H157ZM249 257H250V260H249ZM259 257V256H258ZM71 258V259H70ZM59 259V258H58ZM153 259V258H152ZM151 259V260H152ZM258 259V258H257ZM111 260H112V258H111ZM127 260H129V259H127ZM239 260V261H238ZM39 261H41V262H39ZM34 262V261H33ZM34 262V263H35ZM58 262V261H57ZM151 262V263H152ZM34 263H32V264H34ZM69 263H71V262H69ZM73 264H78V258H76L75 260H73ZM106 264H112V262L111 263H106ZM242 264V263H241ZM263 264H264V262H263Z\"/></svg>",
	"mask_w": 264,
	"mask_h": 264
},
{
	"label": "water",
	"instance_id": "95a60500",
	"mask_svg": "<svg viewBox=\"0 0 264 264\" xmlns=\"http://www.w3.org/2000/svg\"><path fill=\"white\" fill-rule=\"evenodd\" d=\"M17 131L21 134L23 133V127L19 126ZM9 155L12 156L13 158H18L20 156L19 150H12L9 152Z\"/></svg>",
	"mask_w": 264,
	"mask_h": 264
}]
</instances>
